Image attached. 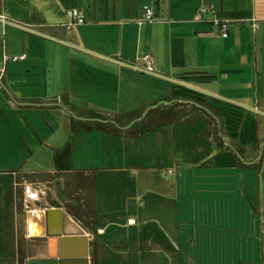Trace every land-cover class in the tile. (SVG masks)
<instances>
[{"label": "crops", "instance_id": "crops-1", "mask_svg": "<svg viewBox=\"0 0 264 264\" xmlns=\"http://www.w3.org/2000/svg\"><path fill=\"white\" fill-rule=\"evenodd\" d=\"M0 43V264L49 208L89 264H264V0H0Z\"/></svg>", "mask_w": 264, "mask_h": 264}, {"label": "water", "instance_id": "water-1", "mask_svg": "<svg viewBox=\"0 0 264 264\" xmlns=\"http://www.w3.org/2000/svg\"><path fill=\"white\" fill-rule=\"evenodd\" d=\"M33 212L42 216L41 221L45 225L43 234L35 236L29 234L30 214ZM65 216L66 213L60 208L27 211V234L30 237L47 240V255L30 258L27 264H89V238L84 234H64L63 218Z\"/></svg>", "mask_w": 264, "mask_h": 264}, {"label": "built area", "instance_id": "built-area-1", "mask_svg": "<svg viewBox=\"0 0 264 264\" xmlns=\"http://www.w3.org/2000/svg\"><path fill=\"white\" fill-rule=\"evenodd\" d=\"M213 9V5H210L208 7H202L200 9V13L202 15L208 14V11ZM71 14H72V21L69 22L67 25H65L66 29H72L75 26H79L82 25L86 22V16L84 14L83 11H81L79 8L75 7L71 10ZM156 14H155V10L154 7L151 5H146L144 6V20L145 21H152L154 20ZM215 23L217 25H219L220 29H221V36L223 37H227L229 35L228 32V27H229V22L228 21H219V20H215ZM4 43H2V52L0 55V86L2 83V76L6 71V65L9 62H17L20 61L22 59H25L27 57L26 53H21L18 55H9L6 54L5 50H4ZM143 61L145 63V68L149 71L154 70V65H153V61L151 58V55L149 53H146L143 56ZM169 173L172 172V170L168 171ZM39 188L35 185L32 184H28L25 185V194L27 197H29L30 199H36L39 195Z\"/></svg>", "mask_w": 264, "mask_h": 264}, {"label": "rangeland", "instance_id": "rangeland-1", "mask_svg": "<svg viewBox=\"0 0 264 264\" xmlns=\"http://www.w3.org/2000/svg\"><path fill=\"white\" fill-rule=\"evenodd\" d=\"M3 154L0 150V158L3 159ZM15 162V161H14ZM72 165V164H70ZM75 166L80 167V168H85L86 167V163L83 161H79L78 163L75 164ZM0 180L3 181L8 188H10L13 192L15 191V186L17 185V183H15L16 181L11 177V176H0ZM21 184V183H19ZM24 190V195L25 198H27V202H32L33 199H30L29 197H26L25 194V186L23 188ZM38 239V238H37ZM109 264H138V260L137 258H131V260H127V258L125 256H118V255H110L109 258ZM146 259V257H143V260ZM143 262V261H142ZM156 264H167V259L166 257H159V260Z\"/></svg>", "mask_w": 264, "mask_h": 264}, {"label": "bare ground", "instance_id": "bare-ground-1", "mask_svg": "<svg viewBox=\"0 0 264 264\" xmlns=\"http://www.w3.org/2000/svg\"><path fill=\"white\" fill-rule=\"evenodd\" d=\"M36 214L38 213L36 212L31 213L30 220H29V234L34 235V236L43 234L45 231V225L41 221L42 216L38 214V217L36 218Z\"/></svg>", "mask_w": 264, "mask_h": 264}, {"label": "trees", "instance_id": "trees-1", "mask_svg": "<svg viewBox=\"0 0 264 264\" xmlns=\"http://www.w3.org/2000/svg\"><path fill=\"white\" fill-rule=\"evenodd\" d=\"M1 52H2V43H0V55H1Z\"/></svg>", "mask_w": 264, "mask_h": 264}]
</instances>
